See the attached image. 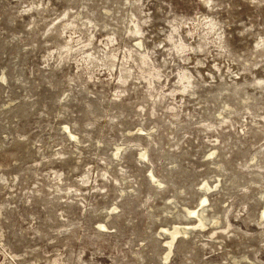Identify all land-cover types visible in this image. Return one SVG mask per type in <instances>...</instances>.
I'll use <instances>...</instances> for the list:
<instances>
[{"label": "rangeland", "instance_id": "obj_1", "mask_svg": "<svg viewBox=\"0 0 264 264\" xmlns=\"http://www.w3.org/2000/svg\"><path fill=\"white\" fill-rule=\"evenodd\" d=\"M0 264H264V0H0Z\"/></svg>", "mask_w": 264, "mask_h": 264}]
</instances>
